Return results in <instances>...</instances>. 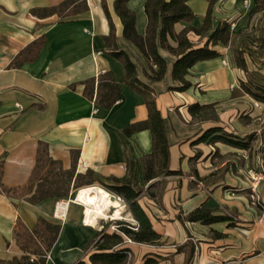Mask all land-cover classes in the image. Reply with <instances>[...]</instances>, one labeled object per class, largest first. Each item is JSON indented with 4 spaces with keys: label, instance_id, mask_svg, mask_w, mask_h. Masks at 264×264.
I'll use <instances>...</instances> for the list:
<instances>
[{
    "label": "crops",
    "instance_id": "crops-1",
    "mask_svg": "<svg viewBox=\"0 0 264 264\" xmlns=\"http://www.w3.org/2000/svg\"><path fill=\"white\" fill-rule=\"evenodd\" d=\"M62 1L0 0L2 183L8 188L27 186L40 144L46 145L49 157L59 161L63 170L70 169L75 153V173L91 169L100 178L123 177L130 160L132 186L141 189L138 203L165 242L150 245L127 242L123 237L120 248L130 250L128 264H143L145 260L182 264L185 253L176 252L173 244H181L188 237L196 243L192 264H264V180L258 186L259 201L254 202L249 175L258 162L264 167V103L254 100L239 86L240 81L248 80L264 85V7L253 12L257 0L214 3L209 33L202 37L190 31L188 39L195 47H201L224 21L229 24L230 39L224 46L213 47L219 57L192 66L186 75L191 86L180 92L170 89L179 86L171 76L176 57L159 46L166 70L161 80L150 81L144 75L146 61L122 37L114 0H105L118 50L128 54L137 78L154 91L156 108L164 120L168 167L178 171L145 181L150 132L142 130L126 137L122 129L146 120L147 109L142 96L122 83L124 68L105 47L103 38L109 33V24L101 0H86V11L63 18H40L30 13L31 9ZM145 1L126 2L135 13V29L140 35L146 30ZM187 4L194 19L174 24L175 32L186 26L199 28L204 21L208 0H188ZM41 36L45 42L34 59L25 60L18 67L9 66L20 51ZM168 42L176 45L172 40ZM237 49L243 53L247 72L234 63L233 52ZM33 55L34 52L25 51L23 57ZM103 72H111L120 88L109 108L96 105L83 95V82ZM193 104H213L218 119L192 117L188 107ZM210 128H220L241 141L249 135L253 139L247 149L221 142H197ZM27 196L10 198L0 193V260L24 254L14 239L17 224L31 230L42 217L60 225L45 264H74L80 259L89 264L92 243L98 239L104 219L98 218L94 225L84 223L80 195L50 197L37 204L27 202ZM59 201L66 202L62 219L54 215ZM202 204L218 207L217 215L232 213V224L222 221L202 225L177 219L178 214L184 215Z\"/></svg>",
    "mask_w": 264,
    "mask_h": 264
},
{
    "label": "trees",
    "instance_id": "trees-1",
    "mask_svg": "<svg viewBox=\"0 0 264 264\" xmlns=\"http://www.w3.org/2000/svg\"><path fill=\"white\" fill-rule=\"evenodd\" d=\"M128 0H114V13L122 24V37L136 47L147 63V70L144 75L150 81H159L164 77L166 61L158 53V47L167 50L176 57L173 62L171 76L179 86L171 87V90L184 91L191 86L186 79L189 70L198 61H204L219 57L220 54L213 49L216 45H226L230 39L229 24L221 22L209 34L206 42L201 47H195L188 39L191 31L198 36H205L212 27V7L217 0H208L204 21L199 28L186 26L179 32L174 31V24L178 22H190L194 19V13L188 6V0H146L144 12L147 23L144 35L137 33L135 29V13L128 9ZM102 8L109 24V33L104 36L105 47L109 54L116 58L124 68L122 83L131 90L141 95L146 109L147 118L144 121L135 122L122 129L124 136L128 137L142 130H149L151 135V152L146 158L143 180L148 181L159 176L177 174L178 171L169 170V148L166 139L164 120L156 108L155 94L152 88L141 82L135 72V65L123 50H118L115 43V27L105 4L101 0ZM264 7V0H257L253 12ZM88 9L86 0H63L59 4L44 8H34L30 13L34 16L44 18L57 15L60 18L75 15ZM168 40L175 42L171 46ZM45 42L44 36L31 42L24 50L20 51L10 67H18L23 61L34 59ZM25 51L34 52L33 57H23ZM233 59L235 65L247 72L243 53L241 50H234ZM83 95L92 100L96 105L109 108L120 94L119 85L115 82L111 72L100 73L84 82ZM240 88L254 100L264 103V85L248 80L239 82ZM192 117L200 120H217V114L213 104H193L188 107ZM219 133V134H218ZM253 135L246 137V141L233 138L230 134L222 132L220 128L206 130L196 141L216 143L221 142L233 147L247 149ZM76 155L72 157L70 169L63 170L59 161L52 160L45 144H40L37 151L36 164L30 175L27 186L22 188H8L2 181L3 164L0 160V193L6 197H17L29 194L25 199L31 204L50 198L66 197L70 189L98 184L106 191L119 197L127 208V212L134 222H123L119 219L113 220L116 229L107 233L105 226L98 233L99 237L92 243L93 252L88 256L89 264H128L130 250L120 248L123 237L129 238L132 242L163 245L162 235L152 228V225L141 206L138 203L141 189L132 186L133 162L127 160L126 174L117 178L109 176L100 178L93 170L87 169L84 173H75ZM150 196H154L148 192ZM218 207L202 204L192 211L182 215L178 214L177 219L183 222H199L202 225H209L216 222L229 221L232 224L234 216L232 213L217 215ZM107 226V225H106ZM60 225L53 224L46 219L39 217L34 228L28 230L23 224L18 223L14 230V239L24 254L20 258H12L8 261L0 260V264H45L46 256L55 242ZM219 236V234H217ZM176 252H184L182 264H192L196 243L188 237L181 244H173ZM74 264H86L83 259ZM143 264H156L155 260H145Z\"/></svg>",
    "mask_w": 264,
    "mask_h": 264
},
{
    "label": "bare ground",
    "instance_id": "bare-ground-1",
    "mask_svg": "<svg viewBox=\"0 0 264 264\" xmlns=\"http://www.w3.org/2000/svg\"><path fill=\"white\" fill-rule=\"evenodd\" d=\"M78 201L84 206L83 221L94 225L100 219H119L124 205L120 199L112 198L109 191L97 185L86 186L80 194ZM66 202L58 205V214L63 215Z\"/></svg>",
    "mask_w": 264,
    "mask_h": 264
},
{
    "label": "built area",
    "instance_id": "built-area-1",
    "mask_svg": "<svg viewBox=\"0 0 264 264\" xmlns=\"http://www.w3.org/2000/svg\"><path fill=\"white\" fill-rule=\"evenodd\" d=\"M249 175L253 181V185L250 187V194H251L250 196L254 202H258L259 201L258 186H259L260 182L262 180H264V167H263V164L261 163V161L258 162L256 169L251 171V173ZM117 198L120 199L119 197H117ZM59 203H62V201H59L56 203L55 209H54V215L57 216L58 218L62 219L64 214L61 215V214L57 213ZM126 241L131 242V240L127 237H126ZM128 256L130 257V254H128ZM47 257H48V254H47L46 258Z\"/></svg>",
    "mask_w": 264,
    "mask_h": 264
},
{
    "label": "rangeland",
    "instance_id": "rangeland-1",
    "mask_svg": "<svg viewBox=\"0 0 264 264\" xmlns=\"http://www.w3.org/2000/svg\"><path fill=\"white\" fill-rule=\"evenodd\" d=\"M97 186H100L98 184H94ZM101 187V186H100ZM85 187L79 188V189H71V194L68 196L69 198H73V197H78L82 191L84 190ZM157 191V190H156ZM109 194L111 195L112 198L115 199V197L117 198V196L113 195L112 193L109 192ZM67 198V199H69ZM120 203H122L124 205V203L122 202V200H120ZM113 220L115 219H109V218H105L104 219V223L99 225L100 228H102L103 226H105V229H109L114 231L116 229V225L114 224ZM119 220L123 221V222H133L131 221V217L127 212V208L124 205L123 209L121 210V218H119ZM107 225V226H106Z\"/></svg>",
    "mask_w": 264,
    "mask_h": 264
}]
</instances>
